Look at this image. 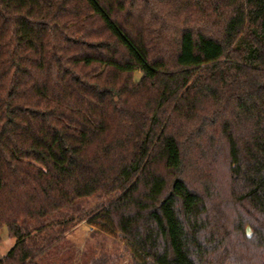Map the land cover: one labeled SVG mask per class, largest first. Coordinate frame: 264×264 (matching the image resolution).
I'll return each instance as SVG.
<instances>
[{
    "label": "trees",
    "instance_id": "obj_1",
    "mask_svg": "<svg viewBox=\"0 0 264 264\" xmlns=\"http://www.w3.org/2000/svg\"><path fill=\"white\" fill-rule=\"evenodd\" d=\"M82 221L130 264H264V0H0V264Z\"/></svg>",
    "mask_w": 264,
    "mask_h": 264
},
{
    "label": "rangeland",
    "instance_id": "obj_2",
    "mask_svg": "<svg viewBox=\"0 0 264 264\" xmlns=\"http://www.w3.org/2000/svg\"><path fill=\"white\" fill-rule=\"evenodd\" d=\"M138 76L136 77V79ZM95 198L82 201V207L89 211L97 205ZM58 222L52 219L50 225ZM6 228L0 230V260L14 245ZM105 255L112 264H130L131 255L119 240V235L111 237L82 221L74 224L65 234L64 241L54 244L52 250L44 257L46 264H91V261Z\"/></svg>",
    "mask_w": 264,
    "mask_h": 264
}]
</instances>
